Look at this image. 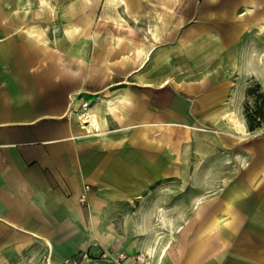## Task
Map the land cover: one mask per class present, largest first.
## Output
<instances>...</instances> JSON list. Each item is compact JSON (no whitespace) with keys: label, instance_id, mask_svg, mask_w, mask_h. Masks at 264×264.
Returning <instances> with one entry per match:
<instances>
[{"label":"crops","instance_id":"1","mask_svg":"<svg viewBox=\"0 0 264 264\" xmlns=\"http://www.w3.org/2000/svg\"><path fill=\"white\" fill-rule=\"evenodd\" d=\"M44 1V8L56 13ZM121 1L80 0L71 6L79 13L75 30L92 38L96 24H111L118 52L140 42V21H129L128 1ZM183 1L164 0L160 20L166 24L174 14L171 6ZM29 2L0 0V264H65L84 255L80 264H138V257L150 264H264V127L250 132L235 115L245 126L239 131L227 112L236 113L226 110L219 116L229 130L225 136H194V104L173 107V98L178 103L181 95L173 97L169 87L171 50L151 56L163 34L158 23L147 30L151 46L137 48L138 68H126L121 59L118 67L110 64L96 73L88 58L84 65L72 60V48L49 50L41 0ZM105 4L114 14L100 15ZM207 12L213 14L218 44H230L242 30L264 24V0H228L222 6L214 0ZM30 14L36 21L28 20ZM221 20L228 22V32H221ZM116 22L132 27L131 40H118ZM54 24L49 27L55 33L61 26ZM53 39L55 45L62 40ZM118 73L138 81L104 85ZM214 86L221 90L219 83ZM85 100L92 103L88 115L100 120L99 130L80 121ZM194 142L197 163L191 170L186 160ZM211 147L228 151L230 175L198 187L219 192L184 196L175 207L170 201L163 213L152 209L158 201L150 195L171 184L168 179L215 171L205 164L215 153ZM86 185L88 203L81 204ZM145 201L147 214L141 212ZM136 203L137 211L119 218L120 206ZM157 218L163 229L156 227Z\"/></svg>","mask_w":264,"mask_h":264},{"label":"rangeland","instance_id":"2","mask_svg":"<svg viewBox=\"0 0 264 264\" xmlns=\"http://www.w3.org/2000/svg\"><path fill=\"white\" fill-rule=\"evenodd\" d=\"M127 1L131 13L128 19L129 21L135 19L140 21L137 30L142 38L140 42L124 46L118 52L113 50L114 31L111 24L106 27L96 24L92 38L85 37L79 30H75L76 23L79 22V13L74 14L71 6L78 5L80 0H49L56 9V13H53L48 7L43 10V20L51 44L49 50L52 51L54 48L61 47L62 51H67L72 48V60L76 59L78 64L84 65L85 58H88L89 67L92 66V69L95 67L96 73H100L101 69L107 70V65L117 66L121 59L122 62H126L124 64L126 68L136 69L141 63L136 53L137 48L142 46L147 50V47L151 46L148 44L149 38H146L147 30L158 23L163 34L161 35V43L158 44L159 47L153 51L151 56L152 59H155L171 50L168 53L173 57L174 68H168L171 74V85L169 87L173 91V97H175L174 92L179 93L181 95L179 101H182L177 103V97L173 98V107L180 104L186 108L188 103L194 104L196 119H193V126L195 127L193 128V135L201 134L205 137H212L220 134V136H225L229 130L223 126V121H220L219 116L226 110H233L236 116L245 123L248 130L249 123L253 126L259 125L253 131L249 130L250 132H260V128L264 127V24H259L256 29L242 30L240 35L234 37L230 44L224 42L218 44V33L213 26V14L207 12L208 7L212 6L214 0H184L179 7L172 5L171 8L174 10V14L166 24L160 20L164 9V0ZM224 1L227 5L228 0H217L221 6ZM233 1L235 0H231V2ZM32 2H29V4H37V0H32ZM108 11L113 13V10H109L105 4V8L100 11V15H105ZM120 11L123 13L122 9ZM202 11H205V13L203 14ZM239 11L240 14L243 13L244 7ZM107 18L110 20L109 17ZM28 20L30 22L36 21L35 15L30 14ZM53 22H55V26H59V24L61 26L55 33L51 32L52 28L49 27ZM227 23L226 20H221V32L224 30L228 32ZM164 25L167 26V29ZM71 26L72 28H70ZM214 30L217 34L214 33ZM63 34H65V37ZM194 35H198L197 39L189 43V38ZM54 36L62 39L59 41V45H55ZM184 37L186 38L184 39ZM181 42L185 44L179 47ZM189 53L190 55L191 53L195 54L188 56ZM142 58H145V56ZM181 60L183 62H180ZM150 62V65H152L154 60ZM82 67L78 66V69ZM117 77L113 82L105 81L104 85L120 80L126 81L129 79V82L134 80V76L127 79V77H121L120 73ZM137 81L134 80V82ZM218 83L222 86L221 90L214 86ZM163 105L164 99L162 98L158 101V107ZM177 130H173L174 135L179 132V128ZM212 149L213 147H211V151L215 150V153H210L205 164L208 166L214 165V172L197 174L191 171L177 174L181 177L168 179L167 181H172L171 184L150 195L154 201H158V204L151 206V208H156L158 213H163L166 205L173 202V207H175V203L184 196L189 197L203 191H205L206 196L217 194L219 189H209L208 191L198 187L202 181L211 182L220 179V177L222 180H226L230 175L228 167L231 161L228 151L223 148ZM194 151L195 142L192 154L186 160V163L192 167L191 170L194 169L197 163ZM178 169L180 170V167ZM185 179L187 185L184 184ZM149 192V190H146L144 195L148 197ZM143 205L144 209L141 212L147 214L150 206L148 201H145ZM120 207L121 211L118 215L119 218H123V215H131L134 208V211H137L140 204L136 203L135 207ZM141 217L140 225L142 227L143 224L145 225V221L143 215ZM155 223L158 229L164 228L161 219L157 218Z\"/></svg>","mask_w":264,"mask_h":264},{"label":"bare ground","instance_id":"3","mask_svg":"<svg viewBox=\"0 0 264 264\" xmlns=\"http://www.w3.org/2000/svg\"><path fill=\"white\" fill-rule=\"evenodd\" d=\"M108 1V0H107ZM112 1H114V0H112ZM177 4H179L180 2H181V0H174ZM122 2V4L123 5H127L126 4V2H125V0L123 1H121ZM50 3V2H49ZM87 3V2H86ZM113 3V2H112ZM48 4V3H47ZM46 4V2L44 1V0H41V7H43L44 8V6H46L47 5ZM129 4V3H128ZM50 5V4H49ZM116 6V5H115ZM42 8V9H43ZM50 9H51V7H50ZM127 9H128V7H127ZM114 11V10H113ZM117 12V11H116ZM114 14V13H113ZM117 14V13H116ZM115 14V15H116ZM170 16V15H169ZM106 17V16H105ZM107 18V17H106ZM120 17H118V19H119ZM121 20V19H120ZM124 21H125V19H124ZM96 24V23H95ZM105 24V23H104ZM131 25H133V24H131ZM104 26V25H103ZM115 30H116V32L118 33V40H121V39H128V40H131L132 38H133V29H132V27L129 25V24H123V23H118V22H116L115 23ZM152 34L155 36V38H154V40L156 39L157 40V34L155 33V31L154 32H152ZM92 36V35H91ZM116 37V36H115ZM117 42H119V41H117ZM157 43V42H156ZM116 44V43H115ZM124 45V44H123ZM154 45V44H153ZM126 46V45H125ZM115 100V99H114ZM105 110V109H104ZM87 111L88 110H86V111H84V112H81L80 113V115H79V118H80V121H81V123L82 124H84V125H90L91 126V128H93V130H99V128H100V125H99V122H100V120L98 121V118H97V116L96 115H94V116H89L88 115V113H87ZM231 112V111H230ZM232 112H233V110H232ZM228 113V117L230 118V120L232 121V122H234V126L236 127L235 129H237V130H239V131H244V127H243V123H241L236 117H235V115L236 114H234V113H229V112H227ZM92 115V114H91ZM226 119V118H225ZM229 121V120H228ZM89 126V127H90ZM90 129V128H89ZM89 131V130H88ZM90 132V131H89ZM238 132V131H237ZM244 134V133H243ZM142 258H144V256H141Z\"/></svg>","mask_w":264,"mask_h":264},{"label":"built area","instance_id":"4","mask_svg":"<svg viewBox=\"0 0 264 264\" xmlns=\"http://www.w3.org/2000/svg\"><path fill=\"white\" fill-rule=\"evenodd\" d=\"M91 106H92V103L89 101V100H85L82 102L78 112H84L88 109H91ZM77 112V113H78ZM90 189V186L89 185H86L85 188H84V191L82 192V194H80L79 196V201L81 202V204H87L88 203V191ZM86 256L84 255L82 258H78L76 256L70 258L69 260L66 261L65 264H80L81 261L85 258ZM120 257L122 258L123 255L121 254ZM138 264H150V261L147 259H140L138 257Z\"/></svg>","mask_w":264,"mask_h":264},{"label":"trees","instance_id":"5","mask_svg":"<svg viewBox=\"0 0 264 264\" xmlns=\"http://www.w3.org/2000/svg\"><path fill=\"white\" fill-rule=\"evenodd\" d=\"M257 126H259V125L253 126L250 123L248 124V128H249L250 131H253L255 128H257Z\"/></svg>","mask_w":264,"mask_h":264}]
</instances>
